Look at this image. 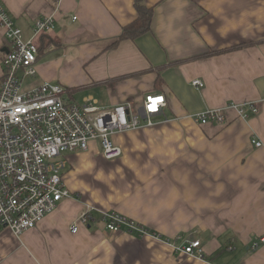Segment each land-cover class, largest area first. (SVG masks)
<instances>
[{"label":"crops","instance_id":"1","mask_svg":"<svg viewBox=\"0 0 264 264\" xmlns=\"http://www.w3.org/2000/svg\"><path fill=\"white\" fill-rule=\"evenodd\" d=\"M142 1L151 29L113 45L138 15L135 0H0L25 38L35 18L54 15L26 88L60 83L67 100L102 107L165 98L153 124L113 137L121 157L105 158L98 140L67 153L72 196L21 234L0 225V264H264V241L252 247L264 237V0ZM8 45L0 24V83ZM210 108L223 109L222 123L193 118ZM87 205L150 233L101 220L72 232ZM192 239L206 260L176 249Z\"/></svg>","mask_w":264,"mask_h":264},{"label":"built area","instance_id":"2","mask_svg":"<svg viewBox=\"0 0 264 264\" xmlns=\"http://www.w3.org/2000/svg\"><path fill=\"white\" fill-rule=\"evenodd\" d=\"M0 24L9 42L1 56L0 225L21 234L35 227L62 199L72 196L62 174L68 152L87 150L90 141L98 140L105 158L121 157L123 149L113 137L153 124L154 115L165 105V98L148 94L140 107L131 101L102 107L95 100L83 103L67 100L60 83L44 81L39 86L26 88V77L37 75V40L54 29V15L35 18L32 35L25 38L15 17L0 3ZM192 84L203 86L199 79H193ZM193 118L200 123H222L225 114L223 109L210 108L195 113ZM253 142L262 145L256 139ZM96 220L103 221L111 232L130 231L140 236L150 233L118 211L97 209L92 205H87L73 220L70 230L75 233L81 224ZM260 241H264V237H260ZM258 245L255 241L252 247ZM176 249L206 260L200 239L186 240Z\"/></svg>","mask_w":264,"mask_h":264},{"label":"trees","instance_id":"3","mask_svg":"<svg viewBox=\"0 0 264 264\" xmlns=\"http://www.w3.org/2000/svg\"><path fill=\"white\" fill-rule=\"evenodd\" d=\"M135 5L137 8V17L132 22L124 25L122 27V31L117 39L113 42V45H116L121 39H132L137 36L146 33L151 29V22L153 18V7L147 6L142 0H135ZM43 35H41L42 37ZM39 55L42 52V47L46 46L48 43L50 44V40L48 43L46 42L44 45H39ZM156 234V233H154Z\"/></svg>","mask_w":264,"mask_h":264},{"label":"rangeland","instance_id":"4","mask_svg":"<svg viewBox=\"0 0 264 264\" xmlns=\"http://www.w3.org/2000/svg\"><path fill=\"white\" fill-rule=\"evenodd\" d=\"M25 81H26V80H25ZM64 154H65V153H64ZM66 168H68V166H67V167H65V168H64V170H65ZM81 225H82V224H81ZM81 225H80V226H81ZM256 241H258V242H261V241H260V237H259V238H258ZM233 244H235V245H236V243H235V242H233ZM260 244H261V243H260ZM235 251L237 252V249H235ZM227 253H228V254H230L229 252H227Z\"/></svg>","mask_w":264,"mask_h":264}]
</instances>
